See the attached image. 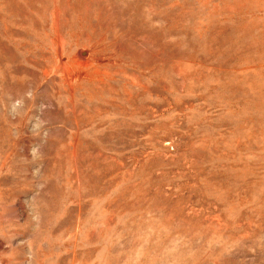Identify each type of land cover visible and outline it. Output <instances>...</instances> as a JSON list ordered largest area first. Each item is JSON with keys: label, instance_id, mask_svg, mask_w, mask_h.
<instances>
[{"label": "rangeland", "instance_id": "rangeland-1", "mask_svg": "<svg viewBox=\"0 0 264 264\" xmlns=\"http://www.w3.org/2000/svg\"><path fill=\"white\" fill-rule=\"evenodd\" d=\"M0 264H264V0H0Z\"/></svg>", "mask_w": 264, "mask_h": 264}, {"label": "clouds", "instance_id": "clouds-1", "mask_svg": "<svg viewBox=\"0 0 264 264\" xmlns=\"http://www.w3.org/2000/svg\"><path fill=\"white\" fill-rule=\"evenodd\" d=\"M22 97H29V98H31L32 97V92L31 91L25 92L23 94V96L11 100V103L9 105V114L13 118H15L16 115L20 114V111L23 108L24 101H23V98ZM37 119H39V118H37ZM33 127L35 128L36 125L34 124ZM32 151H35V150H32Z\"/></svg>", "mask_w": 264, "mask_h": 264}]
</instances>
